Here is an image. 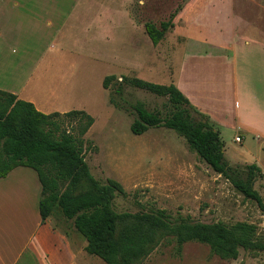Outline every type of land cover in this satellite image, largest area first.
Segmentation results:
<instances>
[{"label": "rangeland", "instance_id": "rangeland-1", "mask_svg": "<svg viewBox=\"0 0 264 264\" xmlns=\"http://www.w3.org/2000/svg\"><path fill=\"white\" fill-rule=\"evenodd\" d=\"M183 2L145 0L140 9L135 0L134 19L158 26L167 21ZM259 5L264 7V0H259ZM246 20L259 22L255 18ZM260 24L264 25V16ZM192 30L190 23L187 28H180L179 34L186 37ZM87 36L83 33H63L62 37H66V40L59 49L56 42L40 45L23 35L22 43H30L31 48H1L0 59L3 63H12L9 72L20 84L30 76L34 77L35 80L27 85L25 93H32L36 99L57 100L67 106V112L84 111L92 117L93 125L83 137L84 157L95 179L101 183L114 180L123 187L126 194L118 195L113 200L115 211L136 213L164 210L172 219L180 216L195 222H223L227 225L246 222L254 224L262 236L263 213L252 201L244 199L229 181L214 173L200 160L183 138L163 127L150 128L141 135H133L130 131L133 112L109 104L110 91L102 86L106 76L123 75L155 84L168 82L171 71L174 72L178 64L176 54L172 52L177 42L173 35V38L169 35L154 50L151 49L155 54H160L155 59L149 55V47H152L150 41L142 44L140 30L124 26L114 28L113 52L121 56L127 50L123 45V49L118 46L129 42L134 44L128 49V53L133 56L119 60H112L108 56L111 51L109 46L107 49L105 44L89 42ZM26 43L23 44L28 46ZM181 45L182 41H178L176 47L185 51L186 47ZM192 49L201 50L195 47ZM138 50L146 52V61H138ZM200 68L208 72V81L216 86L214 89L219 95V75L224 68L211 62L201 63ZM209 87L212 89V86ZM123 96L127 103L142 102L151 111L162 109L166 103L165 98L128 86H125ZM75 126L76 122L60 120L61 129L67 132H71ZM236 134L231 130L221 131L224 157L232 167L243 169L247 165L256 164L260 168L262 176L255 182L254 189L264 201V141L257 142L246 136L241 144H237L234 141ZM29 171L34 174L32 170ZM97 261L103 264L101 260ZM142 264H264V252L240 251L236 260L226 261L212 255L209 247L204 244L186 243L178 253L173 244L166 243L153 251Z\"/></svg>", "mask_w": 264, "mask_h": 264}, {"label": "crops", "instance_id": "crops-1", "mask_svg": "<svg viewBox=\"0 0 264 264\" xmlns=\"http://www.w3.org/2000/svg\"><path fill=\"white\" fill-rule=\"evenodd\" d=\"M134 1L0 0V49L31 48L30 43L23 41L28 46L22 43L23 35L40 45L56 42L61 49L66 40L63 33H83L88 35L89 42L105 44L107 49L109 46L108 56L112 60L132 57L128 49L134 44L130 42L118 46L123 49V45L127 53L118 56L113 52L112 35L114 28L132 27L142 32L143 45L150 41L144 22L134 19ZM136 4L141 9L145 0H137ZM262 16L264 7L259 5V0H189L176 14L171 33H166L156 46L150 41L149 55L156 59L160 54L151 49L173 35L177 42L172 52L176 54L178 64L174 72L170 70L168 82L162 84L173 83L193 108L208 117L220 133L225 130L238 133L234 138L240 135L239 144L246 136L257 142L264 141ZM247 18H255L259 22H249ZM190 23L193 30L183 37L179 34L180 28H187ZM178 41H182L185 51L176 47ZM192 47L201 50L193 51ZM137 54L138 61L148 59L144 50H138ZM9 62L3 63L0 59L1 91L32 103L44 114L67 112V106L57 100L36 99L32 93H25L34 77L30 76L20 84L9 72L12 64ZM208 62L224 68L219 75V95L214 89L216 86L208 81V72L200 68L201 63ZM29 170L19 167L0 179V264H98L95 257L85 252L86 243L71 222L56 217L41 220L38 211L41 186L36 173Z\"/></svg>", "mask_w": 264, "mask_h": 264}, {"label": "trees", "instance_id": "trees-1", "mask_svg": "<svg viewBox=\"0 0 264 264\" xmlns=\"http://www.w3.org/2000/svg\"><path fill=\"white\" fill-rule=\"evenodd\" d=\"M183 4L158 26L144 22L145 33L154 46L173 27ZM102 86L110 91L109 104L133 112V135L150 128L173 130L200 160L264 215V201L254 189L262 176L260 168L256 164L243 169L230 166L215 124L193 108L173 83L155 84L111 75L103 79ZM125 86L165 98L166 103L152 111L142 102L127 103ZM61 119L76 122V126L67 132L60 127ZM92 124V117L84 111L44 114L32 103L0 90V179L19 167L33 170L41 186V220L56 217L71 222L85 240L87 255L103 264H142L161 245L173 244L180 253L190 242L207 245L212 255L226 261L236 260L240 251L264 252V234L261 236L254 224L202 223L180 216L172 219L164 210L116 212L113 200L126 194L123 187L114 180L101 183L95 179L85 161L83 137Z\"/></svg>", "mask_w": 264, "mask_h": 264}, {"label": "built area", "instance_id": "built-area-1", "mask_svg": "<svg viewBox=\"0 0 264 264\" xmlns=\"http://www.w3.org/2000/svg\"><path fill=\"white\" fill-rule=\"evenodd\" d=\"M234 141H235L236 143H240V142H241V138H240V136L237 135V136L234 138Z\"/></svg>", "mask_w": 264, "mask_h": 264}]
</instances>
